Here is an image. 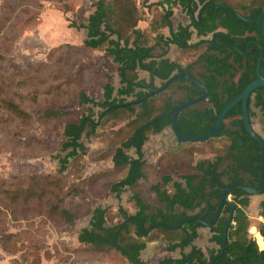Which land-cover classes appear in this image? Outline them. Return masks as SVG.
<instances>
[{
	"label": "trees",
	"instance_id": "16d2710c",
	"mask_svg": "<svg viewBox=\"0 0 264 264\" xmlns=\"http://www.w3.org/2000/svg\"><path fill=\"white\" fill-rule=\"evenodd\" d=\"M242 1L248 2V5L234 8L221 0H163L142 6L138 4L139 0H97L92 5L93 12L85 24L77 25L68 20L69 29L86 33V38L78 50H83L86 54L104 52V56L110 58L117 66L121 87L115 91L109 83V77L105 75L106 82L102 85L103 102H96L83 92L78 94L80 105L88 107V116L63 125L61 135L64 141L60 153L64 156L58 158L59 174L67 170L70 162L87 155V148L81 143L82 137H92L106 121L117 116L120 118L119 121H128L127 127L130 128L131 134L119 143L112 154L113 169L117 174H122V178L110 186L109 193L118 198L139 181L154 180L150 182L149 192L160 205L154 213H150L152 207L144 203L139 195H135L132 202L136 213L130 215L126 210L118 209L116 212L117 218L120 219L118 223H109L108 210L94 208L90 212L88 226L82 229L77 237L78 245L82 247L84 253L114 257L123 264H143L142 252L148 244L159 241L155 238L156 235H161L165 239L166 256L156 264H212L221 254L225 227L231 212L228 206H224L216 224L212 228H207L211 234L209 242L216 246V249L209 252L208 257L194 246V242L199 238L198 230L204 228L198 223L187 222L176 230L164 227H156L150 233L144 230H148L154 224L175 227L193 218L211 223L224 188L231 184L258 187L261 151L243 128L241 104L226 115L217 138L201 144L178 143L162 154L153 167L149 166L141 154V149L147 141L146 134L149 132L159 134L165 128H170L171 117L163 119L160 117L182 103L201 97L202 90L188 81L177 80L166 91L150 97L137 107L122 106L142 100L148 94L146 88L158 89L154 86L155 80L160 82L161 87L183 70L206 87L208 97L202 103L207 107L200 108L202 104H199L180 113L178 129L183 136L188 137L205 135L212 129L222 109L257 79L256 65L260 56L258 47L262 49L259 73L264 78V39L260 34L262 20L254 21L264 13V6L256 0ZM45 3L53 4L63 15L72 11L71 7L66 5L69 2L63 3V0H19L14 5L10 4V0H5L4 12L17 11L18 15L15 18L16 23L7 20L8 28L5 22L1 24L4 20L2 16L0 33L5 27L6 30L18 29V34L34 29L40 23ZM206 4L208 5L205 6ZM212 4L233 10L251 22L244 21L231 12L220 10ZM176 6L191 18V23L187 26L178 25L173 29L170 17ZM145 8L162 9L163 13L159 18L155 17L151 21V30L158 32L160 29L169 28L171 30L169 38L165 39L157 34L154 39H149L138 29V24L146 20ZM193 31L196 32L199 41L190 44ZM170 45L177 46L182 55L193 53L197 56L193 62L185 66L179 61H170L166 59L167 51L164 50ZM156 46L160 49L163 47V52L159 54ZM60 48L76 51L75 46L64 44L52 49V52L56 54ZM178 60L183 62V59ZM1 63L3 56L0 54V79L3 65ZM197 67L199 72L195 74L193 70ZM139 71L148 75V81L139 79ZM170 90L175 94H183L182 100L175 102L172 96L165 95ZM1 97L0 81V111H7L18 122L30 118L19 104L12 100L1 101ZM128 99L132 101L128 102ZM248 105L250 122L253 117L252 106L260 111L264 119V88L253 92ZM94 109L100 111L97 120L91 119ZM44 115L48 120L63 116L60 111L52 109L45 110ZM154 120L157 121L151 125ZM87 128L89 131L86 132ZM141 128L143 129L140 135V154L136 152L137 158L132 159L126 152L132 147L137 150V138ZM220 140L225 141L226 146L212 149L213 160L195 161V156L203 154L198 150L199 147L212 145ZM159 170L166 173L158 176ZM174 172L179 175L178 181L171 175ZM0 181L3 185L4 181ZM168 186H171L169 191ZM31 187L27 201L40 197L36 196L33 190L38 188L36 184H32ZM2 193L12 195L14 200L20 201L18 190H14L13 193ZM231 194L233 224L228 230L226 251L213 264H264V247L260 250L256 241L249 235L251 226L245 211L249 206V196L239 190H234ZM60 204L61 206L52 208L50 218L57 215L63 223L72 225L83 216L76 210L64 208L62 202ZM260 209V216L264 218V198ZM257 232L264 243V222L258 224ZM12 239L13 237H6L2 240L1 247L4 251H8L7 242H11ZM14 240L15 238L12 241ZM187 249L189 252L185 253ZM176 251L179 253L178 258L171 256Z\"/></svg>",
	"mask_w": 264,
	"mask_h": 264
},
{
	"label": "rangeland",
	"instance_id": "374dc122",
	"mask_svg": "<svg viewBox=\"0 0 264 264\" xmlns=\"http://www.w3.org/2000/svg\"><path fill=\"white\" fill-rule=\"evenodd\" d=\"M18 1L10 0V4L14 5ZM67 1L69 4L66 5L72 9L67 15L57 11L53 4L45 3L40 23L34 29L18 34V29L6 30L5 27L0 33V54L3 56L1 101H14L30 116L18 122L7 111H0V180L4 181L3 185L0 181V264H123L114 257L89 252L86 254L78 245L77 237L88 226L90 212L97 207L104 208L109 211V223H118L120 219L116 212L119 207L130 214L136 213L132 197L137 193L144 203L152 207L150 213H154L160 206L149 192V186L154 180L139 181L136 186L121 194L119 199L109 193L110 186L122 178V174H117L113 169L112 154L119 143L131 134L127 127L128 121H119L117 116L106 121L92 137L83 136L81 143L87 148V155L70 162L67 170L59 174L58 158L64 156L60 153L64 141L61 135L63 125L88 116V107L80 105L78 94L83 92L94 101L103 102L105 75L109 77V83L115 91L121 87L117 66L104 56V52L86 54L78 50L79 45H75L76 51L60 48L56 54L52 52V49L68 42L80 41L75 39L78 37L77 31L69 29L68 20L80 25L88 6L92 4V0H86L89 2L87 7L85 5L77 12L81 0H63V3ZM221 1L234 8L248 5V2L242 0ZM256 1L264 6V0ZM4 2L0 0V20L4 17L1 24L7 20L16 23L18 12H4ZM6 26L8 28L7 23ZM196 56L193 53L182 55L180 52L174 56L171 54V60L185 66L193 62ZM177 57L183 59V62ZM193 72L197 74L198 67ZM138 77L148 81V75L144 72L139 71ZM154 86L159 88L160 82L155 80ZM165 95L172 96L175 102L183 98V94H175L173 90ZM127 101L131 102L132 99ZM48 109L60 111L63 116L48 120L44 115ZM252 112V128L264 140V119L254 106ZM93 113L91 119L97 120L99 109H94ZM146 137L147 141L141 149L142 156L153 167L162 154L172 147L167 149V140L161 134L149 132ZM222 146H226L223 140L199 147L198 150L203 154L195 156V161L213 160L212 149ZM126 153L132 159L137 158L134 147ZM163 173L166 172L159 170L158 176ZM171 175L175 181L179 180L178 173ZM32 184L38 187L33 190L40 197L27 201ZM167 189L171 190V186ZM14 190H18L20 195L19 203L12 195L2 193H13ZM263 198L264 195L249 196V206L245 209L251 226L249 235L260 250L264 245L259 246L256 234H252L251 229L257 231L258 224L264 222L260 216ZM230 200L232 202V197ZM60 202L64 208L76 210L83 216L72 225H66L57 215L50 218L52 208L61 206ZM198 234L194 246L208 257L209 252L216 249L209 242L211 234L207 228L199 229ZM6 237L15 238L7 242L8 251L1 247ZM155 238L159 240L158 246L164 247V237L156 235ZM188 252L189 249L185 251ZM165 256L166 252L163 254L156 247H151L143 253L142 259L144 264H156ZM171 256L178 258V251Z\"/></svg>",
	"mask_w": 264,
	"mask_h": 264
},
{
	"label": "water",
	"instance_id": "95a60500",
	"mask_svg": "<svg viewBox=\"0 0 264 264\" xmlns=\"http://www.w3.org/2000/svg\"><path fill=\"white\" fill-rule=\"evenodd\" d=\"M207 5L208 4H206L205 6H207ZM212 5L218 9H220V10H225V11L231 12V13L237 15L239 18H241L244 21L251 22V21L245 20L244 18L240 17L233 10L222 8V7H217L214 4H212ZM200 15H201V13H200ZM259 19L262 20L261 25H260V34H261L262 38L264 39V13L259 15L254 21H258ZM258 48L260 50V56H259V59L257 61V65H256L257 79L255 81H253L251 84H249L236 99H234L231 103H229L227 106H225L222 109V111L220 112V114L216 120L215 126L212 129H210L205 135L189 136V137L183 136L178 129V117H179L180 113L182 111L188 109V108H191V107H194L196 105L203 103L204 101H206V99L208 97V90L206 89V87L199 80H197L196 78H194L193 76H191L190 74H188L184 71H180L178 74L172 76V78L170 80H168L166 83H164L158 89L146 88L148 94L142 100L122 106V107L138 106L140 103L145 102L150 97L159 95L162 92L166 91L170 87V85H172L177 80L188 81L191 84L195 85L196 87L200 88L203 92L201 97H199L195 100H191V101L182 103L178 107L172 109L168 114L160 117V119H163L166 117H171V127L165 128L162 132L159 133L162 135L163 138H165L167 140V142H166L167 146H168L167 149H170L171 147L175 146L178 143H192V144L198 143V144H200V143L207 142L208 140L217 138L219 135V132L223 126L224 118L226 117V115L233 108H235L238 104H241V120H242L243 128H244L245 132L248 134V136L258 144L260 151H261L260 174H259V185H258V187H249V186L242 185V184H231V185H228L226 188H224L220 202H219V205H218V208H217V211H216L214 219L211 223H206L204 220H199V219L193 218V219H189V220H186L184 222H181L179 225H177L175 227L167 226L164 224H154V225L150 226L148 228V230H146V231L144 230V228H145L144 225L143 224L141 225L142 229L146 233H150L156 227H164V228H167L169 230L180 229L187 222H195V223L200 224L204 228L209 229V228H212L216 224V222L218 221L224 206H228L230 208L231 212H230V217H229L228 222H227L226 227H225L224 246H223L221 254L213 260L212 264L220 256H222L226 251L228 230H229V227L233 224V215H234V209L232 207V203L230 200V197H232L231 193L234 190H239V191L244 192L246 195H248L250 197L261 196L264 194V140L253 130V128L251 126L250 115H249V105H248L249 99H250L251 95L253 94V92H255V90H257V89L264 88V78L261 77L260 73H259L260 63L262 60V49H261V47H258ZM155 121H157V120L152 121L150 124L153 125L155 123ZM142 129L143 128H141V130L139 131L138 138H137V152H138V154H140L139 144H140V135H141Z\"/></svg>",
	"mask_w": 264,
	"mask_h": 264
},
{
	"label": "crops",
	"instance_id": "0c3cea01",
	"mask_svg": "<svg viewBox=\"0 0 264 264\" xmlns=\"http://www.w3.org/2000/svg\"><path fill=\"white\" fill-rule=\"evenodd\" d=\"M97 0H92V1H90V2H92V4H90V6H88V9L86 10V15H85V17H82V21H81V23L80 24H85V22L87 21V19H88V17L92 14V12H93V8H92V5L96 2ZM160 1H163V0H142V1H140L139 0V4L141 3L142 4V6H149V5H152V4H154V3H158V2H160ZM172 1H175V0H172ZM87 3H89V2H87L86 0H81V4H80V6L78 7V9H77V12H79V10H81L85 5H86V7H87ZM166 8V7H165ZM145 10V16H146V20H144V21H142V22H140L139 24H138V29L147 37V38H149V39H154L156 36H157V34H160V35H162L165 39H167V38H169L170 37V34H171V30L169 29V28H165V29H160L158 32H156V31H152L151 30V21L155 18V17H157V18H159V16H160V14L161 13H163L162 12V9H158V10H156V9H154V8H152V9H150V10H148L147 8H145L144 9ZM172 12H173V14H172V16L170 17V24H171V26H172V28L174 29V28H176L178 25H182V26H187V25H189L190 23H191V18L190 17H188L185 13H183L182 12V10H181V8L179 7V6H176V7H174L173 8V10H172ZM76 34H78V37H76L75 39L76 40H80V41H78V42H68V43H66V44H68V45H81L82 43H83V41L85 40V38H86V33H85V31H77L76 32ZM159 35V36H160ZM199 40L197 39V36H196V32H194L193 31V35H192V39H191V41H190V44H195V43H197ZM156 48H157V52L160 54V53H162L163 52V47H161V49H160V47L158 48L157 46H156ZM164 50L165 51H167V55H166V59H168V60H170V61H172L171 59H173V57H171V54L174 56V54L176 55V53H177V55H178V53H180V49L177 47V46H175V45H170L169 47H167V48H164ZM170 54V55H169ZM144 74H146V73H144ZM144 79V78H143ZM136 152H137V150H136ZM138 153V152H137ZM142 155H143V152H142ZM137 184V183H136ZM136 184H135V186H136ZM133 188V187H132ZM129 189V188H128ZM127 190V189H126ZM125 190V191H126ZM124 191V192H125ZM123 192V193H124ZM122 193V194H123ZM135 195H139V193H137V194H135ZM134 195V196H135ZM133 196V197H134ZM140 196V195H139ZM120 197V196H119ZM119 197L117 198L116 196H115V198L116 199H119ZM132 197V198H133ZM120 208H122V207H119L118 209H120ZM102 209H104V208H102ZM117 209V210H118ZM122 209H124V208H122ZM124 210H126V209H124ZM152 213V212H151ZM130 214V213H129ZM135 214V212L133 213V214H130V215H134ZM78 242V241H77ZM159 244H158V242H154V243H150V244H148L147 245V247H146V249L144 250V252L146 251V250H148V249H150L151 247H156L157 248V250H159V252H162L163 254H164V248H165V245H164V247H162V246H158ZM154 249V248H153ZM144 252H142V254H141V260H142V262H143V259H142V256H143V253ZM159 256V255H158ZM156 259H158V257L157 256H154ZM154 257H152V258H154ZM143 264H144V262H143Z\"/></svg>",
	"mask_w": 264,
	"mask_h": 264
},
{
	"label": "bare ground",
	"instance_id": "6f19581e",
	"mask_svg": "<svg viewBox=\"0 0 264 264\" xmlns=\"http://www.w3.org/2000/svg\"><path fill=\"white\" fill-rule=\"evenodd\" d=\"M251 233H252V234H256V235H255V236H256V240H257L259 246L262 247V246L264 245V243H263V240H262L261 236L259 235V233H257V231H256L254 228L251 229ZM262 248H263V247H262Z\"/></svg>",
	"mask_w": 264,
	"mask_h": 264
},
{
	"label": "flooded vegetation",
	"instance_id": "af4514ba",
	"mask_svg": "<svg viewBox=\"0 0 264 264\" xmlns=\"http://www.w3.org/2000/svg\"><path fill=\"white\" fill-rule=\"evenodd\" d=\"M181 71H183V70H181Z\"/></svg>",
	"mask_w": 264,
	"mask_h": 264
}]
</instances>
